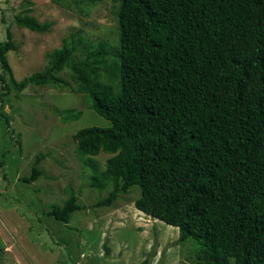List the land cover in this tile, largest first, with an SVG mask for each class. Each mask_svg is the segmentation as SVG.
Masks as SVG:
<instances>
[{
  "label": "trees",
  "instance_id": "16d2710c",
  "mask_svg": "<svg viewBox=\"0 0 264 264\" xmlns=\"http://www.w3.org/2000/svg\"><path fill=\"white\" fill-rule=\"evenodd\" d=\"M52 1L81 12L102 0ZM115 2L113 40L72 31L43 70L21 81L8 59L19 49L8 26L0 113L6 95L19 98L31 84L80 93L110 122L74 135L90 185L110 189L95 206H111L137 185L138 210L178 227L180 242L197 243L185 264H264V0ZM14 22L39 33L52 28L30 8ZM56 113L67 123L83 111ZM46 156L38 154L19 181L42 176ZM84 207L71 189L45 215L69 223Z\"/></svg>",
  "mask_w": 264,
  "mask_h": 264
},
{
  "label": "rangeland",
  "instance_id": "374dc122",
  "mask_svg": "<svg viewBox=\"0 0 264 264\" xmlns=\"http://www.w3.org/2000/svg\"><path fill=\"white\" fill-rule=\"evenodd\" d=\"M115 4V0H102L76 12L52 0H0V42L7 38L9 26L19 45L8 52L16 79L43 70L47 54L61 47L72 31L82 30L93 40H113ZM27 8L40 21H50L51 30L39 33L18 26L14 18ZM4 101L0 113L1 264H185L193 260L197 243L180 242L178 227L136 208L139 186L111 206L94 205L110 189L90 185V171L78 157L74 135L81 128H104L110 122L96 114L80 93L31 84L19 98L11 93ZM71 107L83 114L64 123L56 110ZM38 154L47 155L39 164L43 175L31 184L22 183L19 178L31 173ZM108 157L103 152L97 159L104 164ZM71 189L86 208L75 211L69 223L45 215L51 205L62 204Z\"/></svg>",
  "mask_w": 264,
  "mask_h": 264
}]
</instances>
